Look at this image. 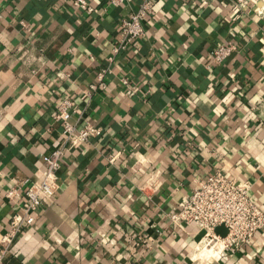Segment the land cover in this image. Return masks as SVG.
<instances>
[{
	"label": "crops",
	"instance_id": "1",
	"mask_svg": "<svg viewBox=\"0 0 264 264\" xmlns=\"http://www.w3.org/2000/svg\"><path fill=\"white\" fill-rule=\"evenodd\" d=\"M233 1L151 0L144 36L114 56L138 0H87L91 13L70 0H0L2 264H264V228L231 255L194 260L202 233L170 220L216 171L248 182L264 213V20L251 7L233 19ZM226 43L232 55L215 64ZM106 68L105 89L83 98ZM64 99L70 122L99 135L64 153L55 199L12 237L24 191L62 141Z\"/></svg>",
	"mask_w": 264,
	"mask_h": 264
},
{
	"label": "built area",
	"instance_id": "2",
	"mask_svg": "<svg viewBox=\"0 0 264 264\" xmlns=\"http://www.w3.org/2000/svg\"><path fill=\"white\" fill-rule=\"evenodd\" d=\"M124 1L110 0V4L119 6ZM70 2L75 9L87 13L94 12V8L87 0H70ZM248 7L253 9L257 17L264 20V0H234L231 5L233 19H237L238 15ZM150 9L151 0H138L135 10L128 17L120 20L117 32L118 43L112 48L114 56L126 50L131 41L144 36V22ZM233 51L234 46L230 43L218 45L211 52L212 61L215 64H221L232 55ZM108 60L112 62L113 57ZM108 73H110L108 68L100 70L97 74V83L89 86L83 98H90L93 92L105 89V76ZM120 83L125 88L126 95L134 94L135 87L127 77H122ZM75 114L73 100H62L55 114V119L61 127L62 141L42 157L44 163L42 178L31 182L24 191L19 212L15 213L10 220L12 237L21 232L25 225L29 226L34 222L35 215L40 211L45 200L55 199L58 189L57 172L64 153L86 143L90 137L99 135L98 129L94 127L84 125L77 128L71 123L70 118ZM146 185H143L142 190L146 188ZM249 191L248 182L238 181L216 171L193 188L189 196L180 202L177 209L170 215V220L174 223L194 224L202 233L203 244L214 239L221 240L223 249L220 255H231L264 228V213L251 200ZM18 195L16 188H11L5 193V198L10 200ZM218 227L226 230L225 237L215 234V229ZM12 237H4L2 242L10 241Z\"/></svg>",
	"mask_w": 264,
	"mask_h": 264
},
{
	"label": "bare ground",
	"instance_id": "3",
	"mask_svg": "<svg viewBox=\"0 0 264 264\" xmlns=\"http://www.w3.org/2000/svg\"><path fill=\"white\" fill-rule=\"evenodd\" d=\"M222 249H223L222 241L214 239L213 241L205 244L201 248L198 255H200L204 259L211 260V259H215V258L219 257Z\"/></svg>",
	"mask_w": 264,
	"mask_h": 264
},
{
	"label": "rangeland",
	"instance_id": "4",
	"mask_svg": "<svg viewBox=\"0 0 264 264\" xmlns=\"http://www.w3.org/2000/svg\"><path fill=\"white\" fill-rule=\"evenodd\" d=\"M205 244H200L199 246H198V249L196 250V251H194V252H192V257H193V259H194V256L196 255H198V253L200 252V250H201V248L204 246ZM195 260V259H194ZM196 261H198V260H196Z\"/></svg>",
	"mask_w": 264,
	"mask_h": 264
},
{
	"label": "water",
	"instance_id": "5",
	"mask_svg": "<svg viewBox=\"0 0 264 264\" xmlns=\"http://www.w3.org/2000/svg\"><path fill=\"white\" fill-rule=\"evenodd\" d=\"M216 230V229H215ZM216 234V233H215ZM217 235V234H216Z\"/></svg>",
	"mask_w": 264,
	"mask_h": 264
}]
</instances>
